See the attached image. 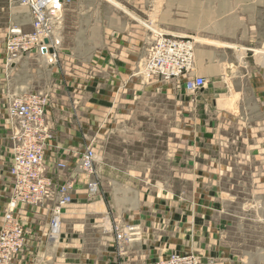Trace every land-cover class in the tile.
<instances>
[{"label":"rangeland","instance_id":"1","mask_svg":"<svg viewBox=\"0 0 264 264\" xmlns=\"http://www.w3.org/2000/svg\"><path fill=\"white\" fill-rule=\"evenodd\" d=\"M89 1L70 0L65 5L61 26L50 38L55 53L50 64L55 65L35 60V74L62 67L56 53L69 51L62 39L64 24L77 22L72 7ZM149 1L155 22L168 0ZM226 2L227 11L214 13L222 0H178V36L194 39L196 48L205 47L207 34L205 29L197 30L198 25L222 19L264 21L262 1ZM108 4L104 1L103 6ZM247 4L258 5L256 11L245 12ZM13 30L30 35L37 28L27 8L14 0H0V52L5 45L9 59L18 47ZM152 30L163 32L155 25ZM43 53L49 51L35 46L20 49L19 56ZM146 56L136 70L135 91L125 93L121 103L65 110V118H70L64 120L68 123L65 150L72 164L58 167L61 174L57 176L45 164L54 194L65 182L71 184L73 200L61 208L60 229L84 234L86 264H160L175 252L185 264H224L231 255L234 264H264V151L253 156L255 144L247 139L249 126L242 123L244 116L240 118L239 94L211 93L213 86L208 82L195 96L188 95L179 81L147 78L141 72ZM78 63L70 62L72 71ZM32 90L41 89L37 86L10 96L9 120L10 100ZM40 93L47 96L49 107L48 94ZM48 132L51 135L50 127ZM89 148L95 154L92 173L80 167L81 156ZM91 181L97 182L95 191L89 190ZM80 193L86 195V202L77 203ZM40 204L44 205L40 218L47 217L48 208H53V217L57 196ZM50 230L51 224L48 234ZM119 233L126 237L121 245ZM58 238L59 234L54 240Z\"/></svg>","mask_w":264,"mask_h":264},{"label":"crops","instance_id":"2","mask_svg":"<svg viewBox=\"0 0 264 264\" xmlns=\"http://www.w3.org/2000/svg\"><path fill=\"white\" fill-rule=\"evenodd\" d=\"M104 1L109 3L106 7L103 6ZM260 1L261 8H264V0ZM114 2L90 0L72 7V13L78 14V21L64 24L67 31L65 33L63 28L62 32L64 47L68 45L69 51L56 53L57 60L63 63L51 74L43 73L42 69L35 74L38 70L34 69L35 60L44 62L46 66L55 65L50 64L48 54L23 56L9 64L10 59L3 45L4 49L0 52V228L6 206L15 192L14 179L9 170L16 144L8 118L10 96L37 86L41 90L33 92L48 94L50 104L46 122L52 130V137L48 140L45 164L48 171L57 176L61 174L58 164H72L67 158L68 150H65L68 138L64 134L68 123L64 120L70 119L65 118V110H80L93 104L98 108H108L121 103L125 93L135 91L138 64L156 38L157 32L152 30V26H157L163 33L178 36V0H168L155 22L149 0ZM222 2L212 12L227 11L224 8L226 0ZM257 6L247 4L245 12H255ZM65 19L67 22L66 15ZM69 28L75 31L71 33ZM196 28L205 29L207 34L206 46L196 48L197 74L206 76L211 82V93L239 94L240 118L244 116L242 123L249 126L247 139L255 144L253 156L263 155L264 149L260 146L264 148V136L260 138L259 134L264 133V21L249 18L236 23L222 19L208 21L206 26L198 25ZM72 45L75 47L71 50ZM73 61L79 63L72 71L70 62ZM86 63L91 70L87 69ZM76 198L77 203L87 201L83 193ZM43 209V204H19L16 214L26 229V244L12 264H86L84 234L75 230L71 232L65 227L60 229L58 240L48 238L53 208L47 209L45 219L40 218ZM224 264H234L232 255L225 257Z\"/></svg>","mask_w":264,"mask_h":264},{"label":"built area","instance_id":"3","mask_svg":"<svg viewBox=\"0 0 264 264\" xmlns=\"http://www.w3.org/2000/svg\"><path fill=\"white\" fill-rule=\"evenodd\" d=\"M14 1L27 8L37 31L30 35H23L22 30L12 31L18 36V47L12 49L10 60L21 57L20 49L27 51L36 46L49 51L47 54L52 62L55 53L54 46L50 45V38L60 28L64 7L70 0ZM46 40L48 44L45 43ZM141 72L147 78L159 77L179 81L184 91L192 96L205 89L208 83L205 76L196 74L195 40L163 32L157 33L142 64ZM47 109L48 98L40 92L14 97L9 102L10 121L14 126L13 139L16 142L10 167V173L15 179V192L6 207L0 228V264H12L15 256L25 246V227L16 214L19 204L37 206L56 195L58 207L53 210L51 230L48 234L49 238L55 239L54 234L59 232L61 226V208L73 200L71 184L65 182L54 194L53 179L46 173L45 151L51 137L46 123ZM94 158V151L87 149L81 156L80 167L92 173ZM58 167L64 169L67 165L60 163ZM96 188L97 182L91 181L89 190L95 191ZM124 238L126 239L123 233L117 235L120 245ZM182 260L178 257V252H175L160 264H185Z\"/></svg>","mask_w":264,"mask_h":264},{"label":"water","instance_id":"4","mask_svg":"<svg viewBox=\"0 0 264 264\" xmlns=\"http://www.w3.org/2000/svg\"><path fill=\"white\" fill-rule=\"evenodd\" d=\"M45 43L48 44V41L46 40Z\"/></svg>","mask_w":264,"mask_h":264}]
</instances>
